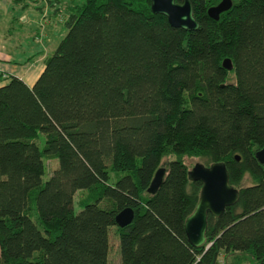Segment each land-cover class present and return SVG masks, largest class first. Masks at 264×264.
Listing matches in <instances>:
<instances>
[{
    "label": "trees",
    "instance_id": "1",
    "mask_svg": "<svg viewBox=\"0 0 264 264\" xmlns=\"http://www.w3.org/2000/svg\"><path fill=\"white\" fill-rule=\"evenodd\" d=\"M191 1L196 29L151 0L68 2L33 85H0V264H109L112 226L122 264H218L222 252L264 264V0H233L218 19L208 8L220 0ZM187 157L225 161L239 190L208 212L199 246L185 220L203 181ZM49 158L59 164L43 181ZM126 206L135 215L120 226Z\"/></svg>",
    "mask_w": 264,
    "mask_h": 264
},
{
    "label": "water",
    "instance_id": "2",
    "mask_svg": "<svg viewBox=\"0 0 264 264\" xmlns=\"http://www.w3.org/2000/svg\"><path fill=\"white\" fill-rule=\"evenodd\" d=\"M232 3L233 0H220L218 3L209 6L208 13L211 17L218 19L223 11L231 7ZM151 6L154 12L165 14L174 26L196 29L200 25L194 14L191 0H151ZM223 64L228 68L233 66L230 57H225ZM257 155L263 161L264 148L259 149ZM165 172V166L157 168L148 187L150 192L157 190ZM188 174L191 179L203 181L199 200L185 220V230L189 240L194 245L199 246L206 241L208 212L219 214L226 205L235 203L239 197V190L231 184L229 170L223 160L214 161L210 164L198 161L188 170ZM134 215V208L126 206L116 214V222L120 226H124L133 220Z\"/></svg>",
    "mask_w": 264,
    "mask_h": 264
},
{
    "label": "rangeland",
    "instance_id": "3",
    "mask_svg": "<svg viewBox=\"0 0 264 264\" xmlns=\"http://www.w3.org/2000/svg\"><path fill=\"white\" fill-rule=\"evenodd\" d=\"M73 1L76 3H83L84 0H61V9L65 10L68 2ZM41 4L45 5V11L49 12L48 16H45L43 11L37 7L36 3L31 2L27 8H23L21 4L16 3L15 0H0V37L6 35L9 37L7 41L0 42V51H12L14 59L19 62H24L28 56L34 53H36L35 55H38V53L44 52V56L40 59L38 64H45L47 59H45V57H48L53 53L61 38L66 34L68 27L60 22L58 18L53 16L52 11L54 6H49L47 1ZM24 13L27 21L23 22ZM14 15H17L23 23L20 24L18 22V24L17 21L10 23ZM48 19H51L50 21L52 24L47 22ZM35 27H38L42 33L46 32L51 36V40L48 42V45L43 44L42 41L38 42L32 38L30 30ZM11 35H13V37H10ZM0 67H3V65L0 64ZM6 79L7 78H1L0 76V83L6 81ZM37 141L40 146H43L45 141L44 132L40 131ZM187 161L190 166H193L196 162L203 160L200 157H187ZM58 164V158L46 159V169L43 173V181L51 175L53 169L57 167ZM247 182H249V180H247ZM82 195H84L82 190H78L75 193L74 206L76 211L81 210L83 207V205H79V199ZM224 259V252H222L218 264H225ZM233 259L234 258L230 256V260ZM250 259L251 258L247 255V257H243L241 259L240 264H248ZM121 261L119 237L116 232V227L112 226L110 229L109 264H122Z\"/></svg>",
    "mask_w": 264,
    "mask_h": 264
},
{
    "label": "crops",
    "instance_id": "4",
    "mask_svg": "<svg viewBox=\"0 0 264 264\" xmlns=\"http://www.w3.org/2000/svg\"><path fill=\"white\" fill-rule=\"evenodd\" d=\"M46 1H47L49 6H54L53 7V11H52L53 16L55 18H58L59 21L62 22L61 17H62V14H63V10H62V12L58 11L57 13H55L56 6H58V5L60 6L61 0H52V2H50L49 0H27V2H29L28 3L29 5H30L31 2H33V3L37 4V7L40 6V5L43 6V9H41L39 7L38 8L41 11H43L45 16H48L49 12L45 11V8H44L45 5L41 4V3H44ZM15 2L21 4L22 7L26 4V1H24V0H21V1L20 0L16 1L15 0ZM27 7H25V8H27ZM64 12H65V10H64ZM50 20L51 19H48L47 22H50V24H52V22ZM14 21H17V23L19 22L20 24H22L24 21H27V18L25 17V13H24V16H23V22L17 15L13 16V18H12L10 23H12ZM30 33L32 35V38H34L38 42L42 41L43 44H45V45H48V42L51 40L50 39L51 36L48 35L46 32H43L44 33L43 34L38 27L32 28L30 30ZM10 37H13V35H11ZM0 38H1L0 42H5V41H7L9 39V37L7 35L6 36H2ZM35 54L36 53L28 56L27 59L24 62H19V61L14 59V54H13L12 51H9V50L5 51V52L0 51V64L3 65V67H0V76H1V78H3V77L7 78L6 79V81H7L8 80V76L10 74H16V75L20 76L21 78H23L29 85H33V83L35 82V80L37 79V77L40 75L41 71L45 67V64H42V65L38 64L40 59L44 56V52L38 53V55H35ZM46 58L47 57H45V59ZM8 70H11V71H8ZM6 81H3L2 83H0V85L5 83Z\"/></svg>",
    "mask_w": 264,
    "mask_h": 264
}]
</instances>
